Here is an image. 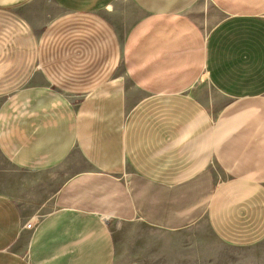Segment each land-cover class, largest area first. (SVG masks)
<instances>
[{
  "label": "crops",
  "instance_id": "obj_1",
  "mask_svg": "<svg viewBox=\"0 0 264 264\" xmlns=\"http://www.w3.org/2000/svg\"><path fill=\"white\" fill-rule=\"evenodd\" d=\"M201 221L212 238L171 244ZM155 239L264 264V0H0V264H123Z\"/></svg>",
  "mask_w": 264,
  "mask_h": 264
},
{
  "label": "rangeland",
  "instance_id": "obj_2",
  "mask_svg": "<svg viewBox=\"0 0 264 264\" xmlns=\"http://www.w3.org/2000/svg\"><path fill=\"white\" fill-rule=\"evenodd\" d=\"M47 2V0H44ZM206 3V1H204ZM198 17H202V20L199 21V37L198 39L204 43L207 36L209 35L212 27L222 18V14L214 9L208 4L198 6ZM196 97L200 102L208 107L210 111H216L222 105L226 103V100L212 87L210 81L207 78V75L204 70L201 69L200 63L198 60V82L194 88ZM33 225V224H32ZM31 225V226H32ZM140 233L143 231L140 230ZM148 237L157 238L158 235H147ZM212 238L213 234L209 230L207 224L204 221L198 223L197 228L189 229L183 231L177 235L171 237V244L178 243L179 239H186L187 243L191 238ZM145 246L141 248L143 250H154L155 254H142L141 257H138L135 261H127L123 264H198L195 263L190 256H179L175 253L170 254H160L159 251L164 247L160 245L158 239L152 241H147ZM153 244V245H152ZM139 247L136 245V248ZM188 247V246H187ZM140 248V247H139ZM174 248V246H172ZM158 252V253H157Z\"/></svg>",
  "mask_w": 264,
  "mask_h": 264
}]
</instances>
